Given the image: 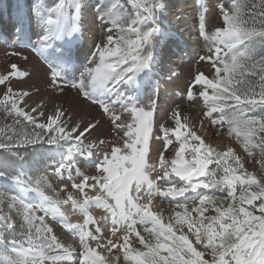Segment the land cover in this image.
<instances>
[{
  "label": "snow or ice",
  "instance_id": "snow-or-ice-1",
  "mask_svg": "<svg viewBox=\"0 0 264 264\" xmlns=\"http://www.w3.org/2000/svg\"><path fill=\"white\" fill-rule=\"evenodd\" d=\"M167 7L165 0H130L129 11L120 0H101L96 19L107 27L75 68L66 46L82 34V3L33 5L43 32L34 51L46 66L49 90L60 97L74 92L80 108H95L101 119L62 104L46 114L43 99L31 106V93L14 87L31 79L26 67L10 63L0 71L6 121L0 151L20 165L14 174L7 165L0 170V180L16 189L0 191V264H264V175L245 167L249 161L236 146L221 151L206 142V135L235 136L248 158L259 153L254 163L264 170V0L218 4L222 26L211 32L208 9L198 0L197 39L206 49L199 60L208 67L195 71L185 91L187 103H203L198 120L180 105L155 119L153 69L171 37L162 26ZM14 15L20 31V0ZM6 55L27 64L22 52ZM105 120L107 134L89 139ZM202 129L210 131L198 134ZM29 149L60 159L33 178L23 171ZM81 159L93 165L92 174L82 170ZM33 193L39 203L31 202ZM155 198L172 205L166 222L163 209L152 210ZM66 208L82 222L73 223ZM93 208L103 214L94 216ZM50 221L78 245L62 242Z\"/></svg>",
  "mask_w": 264,
  "mask_h": 264
},
{
  "label": "bare ground",
  "instance_id": "bare-ground-1",
  "mask_svg": "<svg viewBox=\"0 0 264 264\" xmlns=\"http://www.w3.org/2000/svg\"><path fill=\"white\" fill-rule=\"evenodd\" d=\"M204 4L207 7L206 0H204ZM22 7L24 8L25 13L24 25L22 26V41L21 39H11L5 42L2 39L7 38L6 34L3 32V35H0V71H3V69L10 63H18L26 67L27 70L32 74L31 79L23 80L21 82H14V87L26 90L31 93V96L27 98V103L31 106H35L36 103H39L40 100L43 99L46 102V107L43 109L46 114L53 109V106L55 104H62L66 109L72 108L74 111H78L80 115H83L84 112L89 113V119L92 116H95L97 120H100L101 116L95 108H80L79 102L77 101L74 92H68L62 97L53 95L51 93L45 80L46 66L43 64V61L38 53L34 51V48L38 43V37L33 35L34 32L31 29L30 18L27 16L28 12L26 6L23 5ZM198 14L199 13L197 12V15ZM192 20L198 21V16L192 18ZM169 23L170 22L168 20V16L165 14L162 18V26L164 27L166 32H168L169 30ZM100 27L102 28L100 22L95 17L94 19L91 18V21L85 27V31L81 30L82 34L79 35L70 45H68L72 50L71 55L75 68L80 67V65L91 56V52L94 50L95 43L102 39L104 30L101 31V34L97 32L98 28ZM171 44L172 43H168L167 38L163 41L160 49L158 50L159 54L157 57V64L153 69L154 78L159 82L158 111L155 115V119L156 121H160L171 107L180 105L182 111L188 115L190 120H198V117L200 116L203 108V103L202 101L196 104L187 103L185 100V91L195 71L197 69L206 71L208 67L207 64L199 60V57L205 54V50H190L187 48V50L185 49L183 51H180L179 54L173 55L170 52ZM17 51L22 52L24 56L28 57L27 64H25L20 57L6 55V53ZM76 75H78V73H76ZM72 77L73 73L70 70L66 74L65 78L72 79ZM37 90H39L38 94ZM39 119L41 122H43V118ZM107 129L108 125L107 121L105 120L98 131L94 132L92 136L89 137V139H93L101 133L106 135ZM208 131H210V129H202L200 134L206 135ZM206 142L211 143L214 147L221 151L224 150L226 146L231 144L229 143V138L226 133L222 132L219 137L206 135ZM153 155H156L155 152L153 153ZM77 159L80 158L77 157ZM80 164L83 171H88L93 166L92 164L82 159L80 160ZM33 201L38 202L39 198L35 197ZM58 231L61 235L62 232L60 231V229ZM69 239L74 246L78 245L75 244V242H77L76 239L72 237Z\"/></svg>",
  "mask_w": 264,
  "mask_h": 264
},
{
  "label": "rangeland",
  "instance_id": "rangeland-1",
  "mask_svg": "<svg viewBox=\"0 0 264 264\" xmlns=\"http://www.w3.org/2000/svg\"><path fill=\"white\" fill-rule=\"evenodd\" d=\"M206 1H207V9H208L206 16V26H207V30L211 32L215 29V27L222 26V20L220 19V13L218 11L217 5L220 3H224L225 0H206ZM17 2L18 0H0V35H3L2 34L3 32L6 34L7 38L2 39L5 42L11 39L14 40L21 39L22 41L23 28L22 30L18 31V28H21V25L18 24L16 17L14 15ZM54 2H56V0H20L22 6L25 5L27 8V12H28L27 16L30 18V25H31V29L34 32L33 33L34 36L39 37V35H42L43 32H42V26L38 22V18L34 16L32 13L33 5H36L41 10H43L44 8L52 6ZM80 2L83 5L80 25H81V30L85 31V27L91 21V18L93 19L94 17L96 18L97 15L96 6L98 3L101 2V0H80ZM103 2L105 4H108L109 2H111V0H103ZM120 2H122L128 8V10L131 11L130 0H120ZM165 3L168 5L167 9L165 10V14L168 16V20L170 22L168 33H171V37L167 38V41L168 43H172L170 47L171 54L177 55L179 54L180 51H183L185 49L187 50V48L190 50L203 49L206 51L204 40L202 38L197 39V37L199 36V20L198 21L192 20V18L198 16L197 12L199 13L200 10V8L198 7V0H165ZM105 27H107V25L102 26V28L101 27L98 28L97 32L101 34L102 33L101 31L104 30ZM66 47L68 48V50H70V52H72L71 47H69L68 45ZM5 122L6 121L4 120L3 106H0V125H2ZM7 122L11 123V119L9 118ZM207 123H208L207 120H205V125H207ZM30 127L31 126H29V128ZM228 138H229V143H231L229 145L237 147V154H239L243 159L249 161L248 163H246L245 167L249 171L256 172L257 175H264V170H261L259 166L255 165L254 163L255 160L260 159L259 153L258 152L255 153L253 158H248L247 154L243 151V149L237 146L238 141H236L235 136ZM59 159H60L59 156L55 158H49L46 155H43L39 152L29 149V151L26 154L23 171L31 175L33 178H35L37 176L45 174L46 172H50L51 168L56 164L57 160ZM5 165H7V170L9 174H14L15 170L20 167L18 162L14 161L11 157H7L4 152L0 151V170H4ZM85 172L92 174L93 166L91 167V169ZM52 182L54 184L57 183V181L54 178ZM0 191L6 192L11 195L16 192V189L10 182L6 183L5 181L0 180ZM49 194L51 193L49 192ZM89 194L94 195L95 193L89 190ZM32 195L35 197L34 193ZM217 195L223 196L226 194L217 193ZM155 199L153 201L154 206H152V210L159 211L160 209H163V211L161 212V218L166 222L169 215L171 214L172 205L166 201H161L159 198H155ZM31 202L39 203V201L36 202L33 200ZM4 210L7 211L6 206ZM91 211L92 214L97 217L103 214L102 209L93 208ZM65 213L73 223L82 222L83 220V217L80 214L78 213L73 214L70 208H66ZM17 221L19 222L18 217H17ZM50 223L52 224V227L54 228L56 234L62 240V242H64L65 244H72L70 242L71 240L69 239L72 237L70 233L65 231L64 228L59 223H56L54 221H50ZM59 229L62 232L61 235L59 234L58 231ZM132 246L135 247L137 245L135 244V242H133ZM113 252L115 253V250H113Z\"/></svg>",
  "mask_w": 264,
  "mask_h": 264
},
{
  "label": "crops",
  "instance_id": "crops-1",
  "mask_svg": "<svg viewBox=\"0 0 264 264\" xmlns=\"http://www.w3.org/2000/svg\"><path fill=\"white\" fill-rule=\"evenodd\" d=\"M77 241V240H76ZM75 244H78V241L77 242H75Z\"/></svg>",
  "mask_w": 264,
  "mask_h": 264
}]
</instances>
